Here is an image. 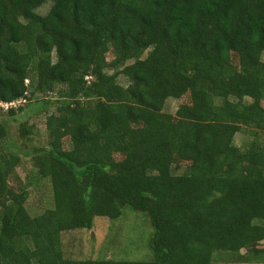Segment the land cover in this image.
Here are the masks:
<instances>
[{
	"label": "trees",
	"instance_id": "obj_1",
	"mask_svg": "<svg viewBox=\"0 0 264 264\" xmlns=\"http://www.w3.org/2000/svg\"><path fill=\"white\" fill-rule=\"evenodd\" d=\"M46 1L0 0V101L25 100L0 115L57 95L28 183L0 119V264L264 261V0H52L41 14ZM36 178L53 204L33 215ZM127 205L150 217L151 260L65 257L63 232Z\"/></svg>",
	"mask_w": 264,
	"mask_h": 264
},
{
	"label": "rangeland",
	"instance_id": "obj_2",
	"mask_svg": "<svg viewBox=\"0 0 264 264\" xmlns=\"http://www.w3.org/2000/svg\"><path fill=\"white\" fill-rule=\"evenodd\" d=\"M51 4L52 0H47L46 3L38 8V12L46 14ZM146 55L147 52L143 56ZM107 57L109 60L113 59V53L110 52ZM233 60L236 63L238 62L236 55L233 56ZM118 80L121 84L128 85V79L124 75H120ZM26 82L29 83L28 80ZM50 96L54 100L57 95L53 96L50 93L44 96L40 102L29 101L23 107V112L16 116L5 115V113L0 115V119L4 120L7 126L8 136L6 144L15 151H19V148L23 147V150L19 151L22 154V162L17 167V172L22 180L27 183V176L31 174L34 176L36 173L33 172L34 166L31 155L25 153L30 152V148L34 145H44L48 140L46 119L48 114L55 110L56 105L53 103L45 104L43 101ZM179 105V99L168 98L164 111L175 114ZM22 122L27 123V125H34V133L30 135L31 139L24 142L18 136V129ZM249 131L250 128L245 126L235 135V143L243 147L246 142H249L252 139ZM25 142L26 144L24 145L23 143ZM68 143L69 141L66 140L65 146H70ZM177 164L173 167L174 174H181L187 171L186 161H179ZM28 189L30 194L26 206L31 214H40L46 208L52 206V191L47 179H34V183L28 184ZM255 222L264 224V219L257 218ZM153 230L150 217L146 212L136 210L127 205L123 208V213L119 218L111 219L106 216H96L90 229L83 228L63 232L64 255L71 259L151 260L153 252L150 247V239ZM244 250L246 251V249ZM214 256L217 260L229 259L232 257V253L215 252ZM250 262L252 263L248 264H264L262 259Z\"/></svg>",
	"mask_w": 264,
	"mask_h": 264
},
{
	"label": "built area",
	"instance_id": "obj_3",
	"mask_svg": "<svg viewBox=\"0 0 264 264\" xmlns=\"http://www.w3.org/2000/svg\"><path fill=\"white\" fill-rule=\"evenodd\" d=\"M24 99H18V100H14L12 102H2L0 101V106L4 109H8L11 106H17L19 105L21 102H24Z\"/></svg>",
	"mask_w": 264,
	"mask_h": 264
}]
</instances>
